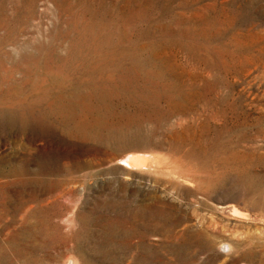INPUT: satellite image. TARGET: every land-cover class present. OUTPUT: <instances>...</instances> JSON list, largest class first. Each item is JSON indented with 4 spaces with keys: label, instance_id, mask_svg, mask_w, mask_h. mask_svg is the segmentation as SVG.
<instances>
[{
    "label": "rangeland",
    "instance_id": "rangeland-1",
    "mask_svg": "<svg viewBox=\"0 0 264 264\" xmlns=\"http://www.w3.org/2000/svg\"><path fill=\"white\" fill-rule=\"evenodd\" d=\"M0 210V264H264V0H0Z\"/></svg>",
    "mask_w": 264,
    "mask_h": 264
},
{
    "label": "bare ground",
    "instance_id": "bare-ground-1",
    "mask_svg": "<svg viewBox=\"0 0 264 264\" xmlns=\"http://www.w3.org/2000/svg\"><path fill=\"white\" fill-rule=\"evenodd\" d=\"M131 157V156H130ZM149 160V159H148ZM124 164H126V165H128V166H132V167H144V166H146L147 165V157H143V156H134V157H131V158H127L126 160H124ZM150 167V166H149ZM22 199V198H21ZM22 201V200H21ZM24 202V201H23ZM22 203V202H21ZM1 211V210H0ZM235 213L237 214V215H240V216H243V217H247L248 215L247 214H244V213H240V212H238L237 210H235ZM42 218V217H41ZM27 223H28V221H26ZM22 224V223H21ZM31 225V224H30ZM37 225V224H36ZM23 227V226H22ZM26 227V226H25ZM38 227V226H37ZM40 227V226H39ZM43 227V226H42ZM3 228H4V226H3ZM24 228V227H23ZM1 229H2V227H1ZM41 229V228H40ZM43 229V228H42ZM16 230H18V229H16ZM25 230V229H24ZM28 230V229H27ZM45 230V229H44ZM22 231H23V229H22ZM29 231V230H28ZM37 231V230H36ZM19 232V231H18ZM35 232V231H34ZM45 232H46V230H45ZM11 233V232H10ZM13 233V232H12ZM11 233V234H12ZM28 233V232H27ZM37 233V232H36ZM35 233V234H36ZM41 233V232H40ZM40 233H39V235H40ZM44 233V232H43ZM19 234V233H18ZM48 234V233H47ZM3 235H5V234H3ZM9 235V234H8ZM23 235V234H22ZM21 235V236H22ZM26 234H24V236H25ZM42 235V234H41ZM44 235V234H43ZM14 236H16V235H14ZM33 236V235H32ZM1 237V236H0ZM17 237H19V235H17ZM36 237V236H35ZM38 237V236H37ZM41 237V236H40ZM9 238V237H8ZM10 238H11V236H10ZM21 238V237H20ZM25 238V237H24ZM128 238V237H127ZM19 239V238H18ZM31 239H33L32 237H31ZM39 239V238H38ZM44 238H42V240H43ZM4 240V239H3ZM12 239H10V241H11ZM21 240H24V239H22L21 238ZM127 240V239H126ZM143 240V239H142ZM7 241H8V239H7ZM15 241H17V240H15ZM15 241L13 242V243H15ZM34 241V240H33ZM36 241V240H35ZM130 241V240H129ZM0 242H2V240H0ZM4 242V241H3ZM2 242V243H3ZM126 242V241H125ZM9 243V242H8ZM17 244L16 245H18L19 243L18 242H16ZM25 243H26V241H25ZM31 243H32V240H31ZM35 243V242H34ZM38 243H39V241H38ZM37 243V244H38ZM130 243V242H129ZM30 244V243H29ZM36 244V243H35ZM131 244V243H130ZM3 245V244H2ZM2 245H0V247L2 246ZM11 245V244H10ZM14 245V244H13ZM12 245V246H13ZM16 245L14 246V247H16ZM9 246V245H8ZM8 246H5L6 247V249L8 248ZM11 246V247H12ZM26 246H27V244H26ZM38 247H40L39 245H37ZM42 246H43V244H42ZM3 247H4V245H3ZM10 247V246H9ZM37 247V250L39 249ZM18 248V247H17ZM33 248V247H32ZM36 248V247H35ZM2 249H4V248H2ZM1 249V250H2ZM13 249V248H12ZM12 249H11V251H12ZM28 249V248H27ZM134 249V248H133ZM8 250V249H7ZM10 250V249H9ZM31 249L29 248V250L28 251H30ZM43 250V249H42ZM128 250H130V249H128ZM127 250V251H128ZM3 251V250H2ZM1 251V252H2ZM35 252H36V250H34ZM39 251V250H38ZM10 252V251H9ZM21 252H22V250H21ZM21 252H19V253H21ZM12 253V252H11ZM23 253V252H22ZM28 253V252H27ZM37 253V252H36ZM39 253V252H38ZM130 253V252H129ZM135 253V252H134ZM5 254V256H6V253H4ZM13 254V253H12ZM11 254V255H12ZM127 254V253H126ZM1 255V254H0ZM3 255V254H2ZM10 255V256H11ZM20 255H22V254H20ZM30 255V254H29ZM26 256V255H25ZM36 256V255H35ZM34 256V257H35ZM39 256V255H38ZM125 256V255H124ZM123 256V257H124ZM22 257V256H21ZM74 257V256H73ZM3 258H4V256H3ZM8 258V257H7ZM17 259H18V257H16ZM30 258H32V257H30ZM38 258V257H37ZM129 258V257H128ZM131 258V257H130ZM136 258V257H135ZM2 259V258H1ZM29 259V258H28ZM28 259H26V260H28ZM145 259V258H144ZM7 260V259H6ZM19 260V259H18ZM37 260V259H36ZM66 260V259H65ZM4 261V260H3ZM15 261V260H14ZM29 261V260H28ZM31 261V260H30ZM77 261V260H76ZM10 262V261H9ZM22 262H24L23 260H22ZM43 262V261H42ZM14 263H16V262H14ZM18 263V262H17ZM26 263H28V262H26ZM34 263V262H33ZM37 263V262H36ZM41 263V262H40ZM64 263H65V261H64ZM7 264H8V261H7ZM35 264V263H34ZM42 264V263H41ZM66 264H74V258H72L71 256L69 257V259L67 260V262H66ZM76 264V263H75Z\"/></svg>",
    "mask_w": 264,
    "mask_h": 264
}]
</instances>
